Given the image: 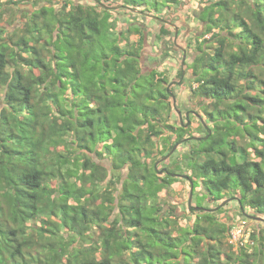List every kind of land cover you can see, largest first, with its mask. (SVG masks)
I'll list each match as a JSON object with an SVG mask.
<instances>
[{"label":"trees","instance_id":"1","mask_svg":"<svg viewBox=\"0 0 264 264\" xmlns=\"http://www.w3.org/2000/svg\"><path fill=\"white\" fill-rule=\"evenodd\" d=\"M115 1L59 0L16 16L10 31L0 25V264H261L263 243L235 248L233 221L214 211L222 193L239 190L240 208L264 215V0L205 5L198 51L172 79L144 67L146 34L119 15L156 19L155 38L175 44L161 15L182 0ZM185 64L193 94L210 100L208 122L188 153L172 160L177 147L157 164L193 140L191 116L170 123ZM245 136L250 155L239 150ZM185 169L217 209L196 198L194 221L176 226L164 198ZM12 214L41 219L45 242L10 224Z\"/></svg>","mask_w":264,"mask_h":264},{"label":"rangeland","instance_id":"2","mask_svg":"<svg viewBox=\"0 0 264 264\" xmlns=\"http://www.w3.org/2000/svg\"><path fill=\"white\" fill-rule=\"evenodd\" d=\"M62 1V0H61ZM75 3H81V4H88L92 3V0H72ZM122 0H116V4L121 3V5H129L126 3L121 2ZM163 1V0H158ZM215 0H182L180 4H177V6L173 9H169L167 13L162 14L161 16H164L167 18L170 22V26L176 27V36L173 35L174 39L172 42V38L167 37L163 42L159 43L157 38H155V33H158L159 26L157 23V20L147 19L140 14L136 13L135 15H119V24H122L127 21H133L138 23L140 28L145 32L146 34V42L144 44V49L142 51V57L143 62L145 63V68H151V67H157L160 66L164 68L166 75L168 79H172L178 70L179 65L181 64L182 60L184 62H191L195 54L197 53V42H201V34L204 32L205 27L207 24L203 21H201L198 18V14L200 13V10L207 5L210 2H213ZM118 2V3H117ZM59 0H29L26 2H23L21 4H7L6 0H0V13H2V17L0 20V25H3L5 30H12L15 24L18 25L21 18L20 14L25 12L26 10H33L36 7H39L42 4L47 5H53L54 7H58ZM151 4V3H150ZM149 5V4H148ZM152 5V4H151ZM130 7V5H129ZM132 7V6H131ZM138 10L142 7V4L135 5ZM147 8L150 10V12L156 13V10L151 8ZM4 11V13H3ZM169 13V14H168ZM159 14V13H158ZM17 16V17H16ZM160 16V15H159ZM135 20V21H134ZM21 23V22H20ZM118 28V26H117ZM119 29V28H118ZM213 32H217V29H213ZM210 36V33L205 34L202 38H208ZM134 40H138L139 34L137 32H134L130 35ZM197 40V42H196ZM124 42V41H123ZM123 46L124 43H121ZM212 45V43H205L204 46ZM207 49L208 47H204ZM188 65L185 64V72H183V76L181 77L184 81L183 85L176 86L175 92H176V108L181 113L180 118L179 115L176 113V110H173L171 113V121L170 123H176L177 120H184V115L188 114L191 116L189 122H190V128L188 129L187 135H190L191 133L194 136H198L199 134L203 133L202 130L198 127L199 122H203L205 119L207 122V114H206V107L209 105V99H205L202 97L195 96L191 90V86H196V83L191 79L190 74L188 73ZM241 83L242 81L239 80ZM244 94V93H243ZM201 117V118H200ZM184 122H186L184 120ZM209 124V123H208ZM203 125V124H202ZM202 129H205L204 125L202 126ZM191 131V132H190ZM193 142L194 139L189 140L188 142H183L177 145L178 149L177 152L174 153V155L171 157L174 160H176L180 155H184L188 153V149L190 147L193 148ZM243 146L239 147L240 151H244V149L247 151V153L250 155L251 148L247 146V137L245 136V141L242 142ZM176 147V148H177ZM185 152V153H184ZM172 159V160H173ZM201 159V158H200ZM172 167V166H170ZM160 171V170H159ZM126 170L123 169L122 173L123 176L125 175ZM178 173H184L187 175V173L190 172V170H178ZM182 175V174H181ZM186 178L180 176L176 181H174L171 186H169L168 190L166 191V196L164 198L166 204L164 205V208H170L173 207L176 215L172 220H174V224L176 226L178 225H185L186 223L191 225V223L194 221V218L196 217L195 214L192 213V211L189 209L188 205V196L190 193V187L188 185V182L185 180ZM222 198L217 201V203L222 202L226 198H229L232 196L231 193L225 192L222 193ZM236 196L234 199H230L223 205H220L219 211H214V216L221 220V221H235L237 219H245L248 223V226L251 227L252 230H258L260 231V237L257 238V246L260 247L261 242L264 241V215L260 216L263 219H252L247 217L245 213L251 214L248 210V207H245L243 209L240 208V203L238 202L237 198L241 197V192L237 190V192L233 195ZM196 198L200 199V206L202 207H209L214 208L213 210H216V201L209 199L204 189L199 184L198 186H195L194 192L192 189V198H191V204H195V202L198 200H195ZM15 222H21L19 224L25 225L27 228L23 234H30L32 236V240H36L39 243L45 242V240L48 238V235L45 234L43 238H39L37 234V228L40 226H45L44 222L41 221V219H26V220H14L13 214L11 216V219L9 221L10 224H15ZM17 224V223H16ZM228 239V237L226 238ZM85 245H88V243H85ZM262 249V255L260 254V261L261 264H264V243L261 246ZM40 255L43 256L46 251L40 250ZM263 258V259H262ZM63 259V257H61ZM59 263V262H58ZM9 264H14L13 262H9Z\"/></svg>","mask_w":264,"mask_h":264},{"label":"built area","instance_id":"3","mask_svg":"<svg viewBox=\"0 0 264 264\" xmlns=\"http://www.w3.org/2000/svg\"><path fill=\"white\" fill-rule=\"evenodd\" d=\"M252 229L245 219H237L233 222L228 234V242L235 248L243 247L247 252H252L257 246V241L251 237ZM264 243V241H263Z\"/></svg>","mask_w":264,"mask_h":264},{"label":"water","instance_id":"4","mask_svg":"<svg viewBox=\"0 0 264 264\" xmlns=\"http://www.w3.org/2000/svg\"><path fill=\"white\" fill-rule=\"evenodd\" d=\"M175 34H176V30H175ZM177 113L179 114V116H180V111L179 110H177ZM194 139H198L199 137H197V136H194L193 137ZM177 145L178 144H175L172 148H171V150L168 152V154H166V155H164L160 160H158L157 161V164L160 162V161H162V160H165L170 154H172V152L175 150V148L177 147ZM164 169V168H163ZM180 176H182V177H184V178H187V175L186 174H179ZM192 189H193V184H192V182L190 181V193H189V196H188V200H187V202H188V205L189 206H191V198H192ZM233 198V197H232ZM231 197H229V198H226L225 200H223L222 202H220L219 203V206L220 205H223L224 203H226L227 201H229L230 199H232ZM195 208H197V207H195ZM211 209V208H210ZM214 209V208H213ZM246 215H247V217H249V218H252V219H258V220H262L263 218L262 217H260V216H255V215H253L252 213L251 214H249V213H245Z\"/></svg>","mask_w":264,"mask_h":264},{"label":"clouds","instance_id":"5","mask_svg":"<svg viewBox=\"0 0 264 264\" xmlns=\"http://www.w3.org/2000/svg\"><path fill=\"white\" fill-rule=\"evenodd\" d=\"M174 28V35L176 36V34H175V30L177 31V29H176V27H173ZM181 64H182V62H181ZM175 108H176V104H175ZM176 110V113H177V110L178 109H175ZM178 114V113H177ZM179 115V114H178ZM181 115V114H180ZM185 117H189V115L188 114H185ZM179 118H180V116H179ZM201 118V117H200ZM180 122H183L181 119H180ZM186 122H188V120H186ZM198 137V136H197ZM193 138V137H192ZM200 138V137H199ZM194 139V138H193ZM176 149V148H175ZM174 152V151H173ZM172 152V153H173ZM171 155V154H170ZM160 160V159H159ZM163 161V160H162Z\"/></svg>","mask_w":264,"mask_h":264}]
</instances>
